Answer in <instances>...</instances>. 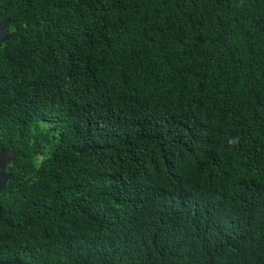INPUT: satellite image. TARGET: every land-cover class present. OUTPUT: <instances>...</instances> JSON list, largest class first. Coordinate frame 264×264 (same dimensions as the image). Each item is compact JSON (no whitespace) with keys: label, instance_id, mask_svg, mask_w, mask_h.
I'll use <instances>...</instances> for the list:
<instances>
[{"label":"trees","instance_id":"obj_1","mask_svg":"<svg viewBox=\"0 0 264 264\" xmlns=\"http://www.w3.org/2000/svg\"><path fill=\"white\" fill-rule=\"evenodd\" d=\"M0 14V264H264V0Z\"/></svg>","mask_w":264,"mask_h":264},{"label":"water","instance_id":"obj_2","mask_svg":"<svg viewBox=\"0 0 264 264\" xmlns=\"http://www.w3.org/2000/svg\"><path fill=\"white\" fill-rule=\"evenodd\" d=\"M10 37L6 32V27L4 24L0 25V49L3 44L6 43ZM16 163V158L14 152L8 148L0 149V194L5 190L8 182L12 178V174L8 171V168L11 164ZM1 264H22L19 261H13L10 263H1Z\"/></svg>","mask_w":264,"mask_h":264},{"label":"flooded vegetation","instance_id":"obj_3","mask_svg":"<svg viewBox=\"0 0 264 264\" xmlns=\"http://www.w3.org/2000/svg\"><path fill=\"white\" fill-rule=\"evenodd\" d=\"M1 24H4L5 25V27H6V32H7V34H8V36L9 37H11L10 35H9V29L11 28V26H12V22L9 20V19H5L1 14H0V25Z\"/></svg>","mask_w":264,"mask_h":264},{"label":"clouds","instance_id":"obj_4","mask_svg":"<svg viewBox=\"0 0 264 264\" xmlns=\"http://www.w3.org/2000/svg\"><path fill=\"white\" fill-rule=\"evenodd\" d=\"M239 143H240V137L239 136L230 137L227 140V144L229 145V147L238 146Z\"/></svg>","mask_w":264,"mask_h":264}]
</instances>
